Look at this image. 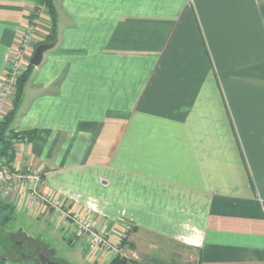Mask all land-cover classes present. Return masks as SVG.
Returning a JSON list of instances; mask_svg holds the SVG:
<instances>
[{
    "label": "crops",
    "instance_id": "0c3cea01",
    "mask_svg": "<svg viewBox=\"0 0 264 264\" xmlns=\"http://www.w3.org/2000/svg\"><path fill=\"white\" fill-rule=\"evenodd\" d=\"M37 2L0 0V82ZM55 8L57 41L12 123L36 138L14 144V170L40 171L45 193L114 238L131 222L136 261H166L160 242L198 264H264V0ZM24 202L84 254L72 227Z\"/></svg>",
    "mask_w": 264,
    "mask_h": 264
},
{
    "label": "built area",
    "instance_id": "2783aa9c",
    "mask_svg": "<svg viewBox=\"0 0 264 264\" xmlns=\"http://www.w3.org/2000/svg\"><path fill=\"white\" fill-rule=\"evenodd\" d=\"M45 4L37 3L35 15L24 25L17 44L14 48L13 61L0 82V122L10 111L15 96L17 80L25 69L24 62L30 64V48L38 45L37 29L41 27L43 17L48 14ZM36 37L38 40H36ZM43 39V38H40ZM42 44V43H39ZM37 47V46H36ZM45 179L40 171L28 168L25 171H15L4 160L0 162V195L6 197L16 196L15 199L28 200L30 206L42 205L48 207L53 214V222L57 227H72L77 237H83L86 241L83 255L90 261L112 263L119 258L123 251L122 242H126L133 230L131 222H126L123 232L117 240L112 237L106 228L97 227L95 218L67 205L60 196H54L44 191ZM15 200V201H16Z\"/></svg>",
    "mask_w": 264,
    "mask_h": 264
},
{
    "label": "rangeland",
    "instance_id": "374dc122",
    "mask_svg": "<svg viewBox=\"0 0 264 264\" xmlns=\"http://www.w3.org/2000/svg\"><path fill=\"white\" fill-rule=\"evenodd\" d=\"M45 17L50 18L48 14ZM50 30L51 23L48 34ZM41 31H43L41 28L37 29L38 38H43H39L38 45L44 43L48 36L43 34L44 31ZM36 40H38L37 37ZM38 45L34 44L30 48L31 50L35 46L30 51L32 56ZM28 65L27 62H24L23 69H27ZM14 91L16 96V88ZM14 100L11 107L14 106ZM15 197L9 198L0 195L1 201L8 206H0V259L11 261L4 264H41L42 256L60 264H103L101 261L88 260L82 254L83 245L81 243L68 242L64 238L63 231L56 229L48 219L34 216L29 209L25 208L28 204L26 205L25 202L21 204L24 200L16 202ZM10 205L15 207V211ZM114 239L117 240V238ZM125 244L126 242H122L123 251L119 259L137 260L136 252L138 253V251L134 252V249ZM158 247L161 249L157 248L154 252L158 251L157 255L168 262L173 260L178 264H198L196 255L192 252L189 253L172 244L164 246L160 242Z\"/></svg>",
    "mask_w": 264,
    "mask_h": 264
},
{
    "label": "trees",
    "instance_id": "16d2710c",
    "mask_svg": "<svg viewBox=\"0 0 264 264\" xmlns=\"http://www.w3.org/2000/svg\"><path fill=\"white\" fill-rule=\"evenodd\" d=\"M39 3L46 4L48 7V15L49 20L51 23V30L50 33L47 36V39L44 41V43L47 44H55L57 41L58 33H57V13L55 8V2L56 0H37ZM37 2V3H38ZM35 66H33L31 63L28 65V68L23 71L18 80L16 85V98L14 100V106L11 107V110L7 113L5 118L0 122V162L1 160H4L8 166H11L16 158V148L14 144L17 142L21 143H31L36 138V132H30V133H23L18 134L14 132V129H12V123L15 118L16 113L18 112V109L20 107L21 99L24 94V89L31 77V73ZM0 206H5L4 203L0 199ZM12 206V205H10ZM13 210L15 209L14 206H12ZM15 211V210H14ZM14 213V212H13ZM12 213V214H13ZM51 251V250H50ZM8 259H0V264L7 263ZM11 262V261H10ZM111 264H178V262H168L165 260L160 259H150V260H144V261H136V260H125V259H115Z\"/></svg>",
    "mask_w": 264,
    "mask_h": 264
},
{
    "label": "water",
    "instance_id": "95a60500",
    "mask_svg": "<svg viewBox=\"0 0 264 264\" xmlns=\"http://www.w3.org/2000/svg\"><path fill=\"white\" fill-rule=\"evenodd\" d=\"M54 45L55 44H47V43L39 44L34 51V54L31 58L30 63L35 67H39L43 61L44 55L48 51L52 50ZM51 264H60V263L59 262H52Z\"/></svg>",
    "mask_w": 264,
    "mask_h": 264
},
{
    "label": "flooded vegetation",
    "instance_id": "af4514ba",
    "mask_svg": "<svg viewBox=\"0 0 264 264\" xmlns=\"http://www.w3.org/2000/svg\"><path fill=\"white\" fill-rule=\"evenodd\" d=\"M52 262L53 261L49 260L48 258H46L44 256L41 257V264H51Z\"/></svg>",
    "mask_w": 264,
    "mask_h": 264
}]
</instances>
